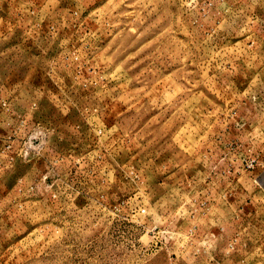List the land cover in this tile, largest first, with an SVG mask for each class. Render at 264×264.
Listing matches in <instances>:
<instances>
[{"label": "rangeland", "instance_id": "1", "mask_svg": "<svg viewBox=\"0 0 264 264\" xmlns=\"http://www.w3.org/2000/svg\"><path fill=\"white\" fill-rule=\"evenodd\" d=\"M0 264H264V0H0Z\"/></svg>", "mask_w": 264, "mask_h": 264}]
</instances>
